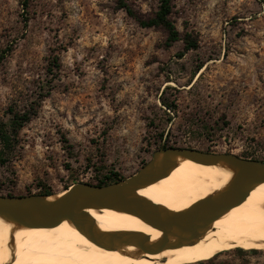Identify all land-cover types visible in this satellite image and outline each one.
<instances>
[{
    "label": "rangeland",
    "instance_id": "374dc122",
    "mask_svg": "<svg viewBox=\"0 0 264 264\" xmlns=\"http://www.w3.org/2000/svg\"><path fill=\"white\" fill-rule=\"evenodd\" d=\"M125 1L142 17L158 5ZM171 3L168 45L117 0H0V122L35 112L0 142L1 195L125 179L166 146L264 161V0ZM209 259L264 264V248Z\"/></svg>",
    "mask_w": 264,
    "mask_h": 264
},
{
    "label": "bare ground",
    "instance_id": "6f19581e",
    "mask_svg": "<svg viewBox=\"0 0 264 264\" xmlns=\"http://www.w3.org/2000/svg\"><path fill=\"white\" fill-rule=\"evenodd\" d=\"M223 160L200 163L179 156L160 179L136 190L165 214H173L203 197L220 195L235 174ZM49 196V199L56 197ZM101 232L136 231L155 242L161 231L139 217L112 208L84 210ZM176 247L145 252L129 241L90 239L70 219L49 227H27L0 214V264H189L234 248H264V181L251 186L246 198L208 225L167 243Z\"/></svg>",
    "mask_w": 264,
    "mask_h": 264
},
{
    "label": "water",
    "instance_id": "95a60500",
    "mask_svg": "<svg viewBox=\"0 0 264 264\" xmlns=\"http://www.w3.org/2000/svg\"><path fill=\"white\" fill-rule=\"evenodd\" d=\"M179 156L200 163L223 160L236 170L224 191L217 197H203L181 211L165 214L150 201L138 196L136 190L165 176L172 162ZM263 181L262 160L232 153L168 146L155 150L152 157L131 176L115 182L102 185L76 182L55 193L57 196L53 199L48 198L52 194H0V214L27 227H49L60 220L70 219L90 239L100 235L114 242L127 240L145 252L157 253L178 246L179 242L168 244V239L202 229L214 216L241 203L248 189ZM87 208H112L130 213L159 229L161 235L155 242H149L147 236L136 231H97L84 211Z\"/></svg>",
    "mask_w": 264,
    "mask_h": 264
},
{
    "label": "trees",
    "instance_id": "16d2710c",
    "mask_svg": "<svg viewBox=\"0 0 264 264\" xmlns=\"http://www.w3.org/2000/svg\"><path fill=\"white\" fill-rule=\"evenodd\" d=\"M172 0H158V5L156 11L147 17L136 16L133 13L130 6L126 3L125 0H117V3L120 8H123L128 14L135 16L138 24L142 27H160L166 32V43L172 44L173 42L180 39L179 33L174 26L170 15L172 11ZM184 46L186 49L195 48L197 46L196 40L189 34H186L183 37ZM7 52L5 50H0V63L2 62L5 54ZM35 112H25L21 115L14 114L8 123L0 122V142L8 144L14 137L17 135L18 130L32 117ZM168 147V146H166ZM117 173L110 172L109 174H105L99 181L95 184H107L110 182L118 181ZM68 187V186H67ZM65 187V188H67ZM44 194H52L50 191H44ZM212 262V259L202 260L198 262V264H204Z\"/></svg>",
    "mask_w": 264,
    "mask_h": 264
}]
</instances>
